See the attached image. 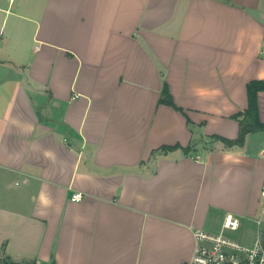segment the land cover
Segmentation results:
<instances>
[{
	"label": "crops",
	"instance_id": "0c3cea01",
	"mask_svg": "<svg viewBox=\"0 0 264 264\" xmlns=\"http://www.w3.org/2000/svg\"><path fill=\"white\" fill-rule=\"evenodd\" d=\"M253 79L264 0H0V264H184L230 213L252 239L264 129L220 136Z\"/></svg>",
	"mask_w": 264,
	"mask_h": 264
},
{
	"label": "built area",
	"instance_id": "2783aa9c",
	"mask_svg": "<svg viewBox=\"0 0 264 264\" xmlns=\"http://www.w3.org/2000/svg\"><path fill=\"white\" fill-rule=\"evenodd\" d=\"M83 197L81 191L72 195L74 200ZM256 222V234L249 240L243 239V232L237 237L226 233L227 230L237 231L241 227L240 218L231 213L225 216L223 230L219 233L196 230L197 245L191 258L184 264H264V209L256 217Z\"/></svg>",
	"mask_w": 264,
	"mask_h": 264
},
{
	"label": "trees",
	"instance_id": "16d2710c",
	"mask_svg": "<svg viewBox=\"0 0 264 264\" xmlns=\"http://www.w3.org/2000/svg\"><path fill=\"white\" fill-rule=\"evenodd\" d=\"M264 90V79H253L248 83L249 105L245 110L235 114L240 120V132L236 138H228L220 136L228 145L243 144L246 134L249 131L264 129V121L259 116L258 93ZM161 101L174 105L176 108L182 109L178 106L170 92L169 85L166 83L162 89ZM176 145H165L164 148H172ZM2 264H38L36 261L17 262L14 260L5 259Z\"/></svg>",
	"mask_w": 264,
	"mask_h": 264
},
{
	"label": "rangeland",
	"instance_id": "374dc122",
	"mask_svg": "<svg viewBox=\"0 0 264 264\" xmlns=\"http://www.w3.org/2000/svg\"><path fill=\"white\" fill-rule=\"evenodd\" d=\"M248 225H249V224H248ZM249 226H252V225L250 224ZM249 226H247V225L244 226V225L242 224L239 230H237V231L227 230L226 233H227V234H230V235H232V236L237 237V236H240V233H241L242 230L244 229L245 232H243V236H242V237H243L244 240H247V239H246V237H247V233H248L249 230H250V229H248V228H250Z\"/></svg>",
	"mask_w": 264,
	"mask_h": 264
},
{
	"label": "water",
	"instance_id": "95a60500",
	"mask_svg": "<svg viewBox=\"0 0 264 264\" xmlns=\"http://www.w3.org/2000/svg\"><path fill=\"white\" fill-rule=\"evenodd\" d=\"M38 115H39V117L41 118L42 116H41V113H40V111L38 110Z\"/></svg>",
	"mask_w": 264,
	"mask_h": 264
}]
</instances>
